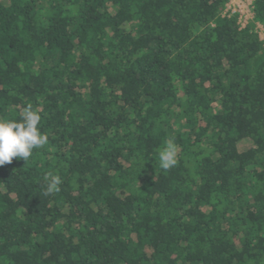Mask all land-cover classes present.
Listing matches in <instances>:
<instances>
[{
	"label": "trees",
	"instance_id": "obj_1",
	"mask_svg": "<svg viewBox=\"0 0 264 264\" xmlns=\"http://www.w3.org/2000/svg\"><path fill=\"white\" fill-rule=\"evenodd\" d=\"M0 0V264H264V0Z\"/></svg>",
	"mask_w": 264,
	"mask_h": 264
},
{
	"label": "rangeland",
	"instance_id": "obj_2",
	"mask_svg": "<svg viewBox=\"0 0 264 264\" xmlns=\"http://www.w3.org/2000/svg\"><path fill=\"white\" fill-rule=\"evenodd\" d=\"M228 11L244 12V15L241 19V24L246 26L253 18L252 14V0H229L226 6ZM254 28L261 40L264 41V26L259 23L254 24Z\"/></svg>",
	"mask_w": 264,
	"mask_h": 264
},
{
	"label": "built area",
	"instance_id": "obj_3",
	"mask_svg": "<svg viewBox=\"0 0 264 264\" xmlns=\"http://www.w3.org/2000/svg\"><path fill=\"white\" fill-rule=\"evenodd\" d=\"M227 6V5H226ZM252 12V11H251ZM224 14H237L238 15V22L240 23V25L242 26V27H245L244 25H242L241 24V19H242V17H243V15H244V12H240L239 10H238V12H236V11H228V8L226 7L225 8V11H224ZM252 19V18H251Z\"/></svg>",
	"mask_w": 264,
	"mask_h": 264
}]
</instances>
